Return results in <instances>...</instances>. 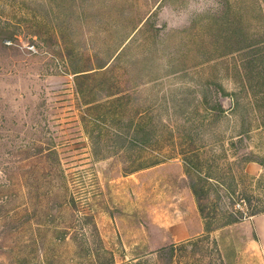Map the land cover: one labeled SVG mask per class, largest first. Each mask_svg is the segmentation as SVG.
Returning a JSON list of instances; mask_svg holds the SVG:
<instances>
[{"label":"rangeland","instance_id":"1","mask_svg":"<svg viewBox=\"0 0 264 264\" xmlns=\"http://www.w3.org/2000/svg\"><path fill=\"white\" fill-rule=\"evenodd\" d=\"M261 14L264 0H0V264L36 262L45 258L40 259L43 252L51 262L55 252L66 262L79 258L81 250L73 240L54 247L57 251L50 243L52 229L73 221L67 205L70 190L88 200L87 212L94 215L97 232L116 264L171 242L201 237L204 224L180 159L129 173L117 157L93 156L75 75L94 72L102 62L110 65L117 29L141 20L128 59L132 63L155 57L150 70L167 75L161 97L164 92L179 96L185 88L203 90L218 83L232 92L241 85L238 73L245 59L242 51L231 50L243 46L244 30L252 42L248 45L258 34L263 36ZM131 65H120L113 74L139 69ZM99 81L80 82L85 88ZM115 85L108 84L103 96L117 92ZM253 85L264 88V78ZM117 86L126 90L130 83L121 78ZM153 86L142 87L145 97L157 92L151 91ZM96 95L87 99L96 100ZM221 103L225 109L232 107L229 98ZM231 110L217 126L220 131L237 134L250 119L254 131L245 134L240 150L228 151L223 166L232 167L235 178L225 172L224 180L235 192L234 210H262L264 167L256 163L257 172L246 169L245 178L236 160L252 152L257 161H264V104L242 98L240 107ZM54 147L57 157L46 151ZM220 194L224 202L231 198L227 192ZM210 238L218 241L223 262L213 244L205 243L209 248L194 255V264H263L259 253L247 248L241 228H221Z\"/></svg>","mask_w":264,"mask_h":264},{"label":"trees","instance_id":"2","mask_svg":"<svg viewBox=\"0 0 264 264\" xmlns=\"http://www.w3.org/2000/svg\"><path fill=\"white\" fill-rule=\"evenodd\" d=\"M262 14L259 33L263 36L258 34V40H253L255 42L248 45L247 43L252 42L248 31L244 30L240 39V45L243 46H237L238 48L231 50L242 51L245 59L238 73L241 85L232 92L218 83L203 90L202 88L200 90L185 88L179 96L175 93L176 96L173 94L169 96L164 92L161 97L160 86L167 75L161 76L150 70L156 61L155 57L144 56L141 60H135L132 63L128 59L129 44L140 30L141 20L132 27L121 25L117 29V44L114 47L111 71L109 67L112 63L108 65L102 62L94 72H76V98L83 109L81 120L90 140L93 156L99 160L117 157L124 164V171L129 173L156 166L168 160L180 159L204 224V233L201 237L179 243L171 242L124 264H151L150 262L194 264V255L203 253L209 248L205 243L213 244V250L220 255V262H223L218 241L215 239L211 241V234L221 228L264 213V209L252 207H247L248 210L251 209L248 213L240 209L234 210L237 202L231 199H234L235 192L231 189V184L224 180L225 172L230 173L231 179L235 178L232 167L226 169L223 165L227 162L228 151L240 150L245 134L254 131L253 120L248 121L246 129L243 128L237 134L230 136L217 127L220 126L223 118H227L231 108L235 110L240 107L242 98L254 99L255 102L264 104V88L259 90L253 85L256 79L264 78V16ZM214 18L218 19L219 16ZM130 64L138 65L139 69L134 73L128 69L120 76L113 74L114 68L120 69V65L128 67ZM91 78L100 81L92 87L81 86V82ZM121 78L130 83V86L126 90L119 91L117 85ZM109 80L112 81L107 83ZM114 82L117 92L103 96L105 94H102V91L108 84L113 85ZM150 84L154 85L151 91L157 89V92L152 97H145V92L141 91L142 87ZM89 94H97L94 98H98L88 100ZM171 96L173 98L168 102ZM223 98L231 100L230 109H225L222 105ZM254 115L256 116L255 113ZM262 126L264 127V124ZM46 151L49 156L57 157L55 147L48 148ZM221 160L224 161L221 162ZM236 161H240L243 165L242 177L245 178H249L246 172L249 163H258L264 167V161H257L252 152L241 154ZM57 172L66 179L60 168H57ZM221 191L229 193L231 198L229 199L227 195L228 202L223 201ZM88 204V200L83 201L80 196H76L70 190L67 205L74 214L73 221L67 227L52 229L54 239L50 243L54 251H57L54 247L60 246L61 243L67 245L68 240L71 239L79 245L81 250L79 258L72 257L69 262H66L67 259L62 254L55 252L51 262L43 252V256L40 255V259L45 256L43 260L24 262V264H116L112 252L103 245V240L97 232L94 215L87 212ZM92 238L94 241L98 240L100 243L98 247L94 245ZM199 243L204 244L202 249H196Z\"/></svg>","mask_w":264,"mask_h":264},{"label":"crops","instance_id":"3","mask_svg":"<svg viewBox=\"0 0 264 264\" xmlns=\"http://www.w3.org/2000/svg\"><path fill=\"white\" fill-rule=\"evenodd\" d=\"M246 169L251 173L257 172L256 163H249ZM233 227L244 231L247 248L258 252L264 264V213L252 216L235 226H229V229Z\"/></svg>","mask_w":264,"mask_h":264}]
</instances>
